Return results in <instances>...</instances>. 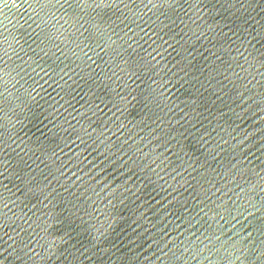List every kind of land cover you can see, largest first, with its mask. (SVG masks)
Instances as JSON below:
<instances>
[{"label": "water", "instance_id": "obj_1", "mask_svg": "<svg viewBox=\"0 0 264 264\" xmlns=\"http://www.w3.org/2000/svg\"><path fill=\"white\" fill-rule=\"evenodd\" d=\"M0 264H264V0H0Z\"/></svg>", "mask_w": 264, "mask_h": 264}]
</instances>
